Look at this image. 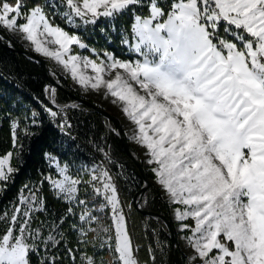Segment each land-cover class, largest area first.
<instances>
[{
    "label": "snow or ice",
    "instance_id": "6c2138e0",
    "mask_svg": "<svg viewBox=\"0 0 264 264\" xmlns=\"http://www.w3.org/2000/svg\"><path fill=\"white\" fill-rule=\"evenodd\" d=\"M46 6L63 9L75 28L131 15L121 43L136 59L107 52L101 58L79 35L54 24ZM46 6L0 0V30L21 34L82 88H104L121 103L158 185L183 206L175 219L190 233L184 238L192 264H264V0H57ZM45 110L54 119L60 115ZM18 126L14 121L13 147ZM59 127L71 124L62 119ZM12 157H0V183L14 172ZM56 168L59 178H47L52 188L80 209L73 229L85 244L94 233L108 254L85 255L82 264H139L110 172L97 166L84 180L67 165ZM42 204L32 192L0 213V264H59L54 250L63 242L64 221L33 227ZM105 210L108 226L96 214Z\"/></svg>",
    "mask_w": 264,
    "mask_h": 264
},
{
    "label": "trees",
    "instance_id": "16d2710c",
    "mask_svg": "<svg viewBox=\"0 0 264 264\" xmlns=\"http://www.w3.org/2000/svg\"><path fill=\"white\" fill-rule=\"evenodd\" d=\"M36 2L46 6L55 5L57 0ZM45 10L54 24L70 33H78L89 45V49H95L96 54L103 56L104 51H108L121 60L130 56L121 41L131 23V15L120 16L114 20L100 18L95 25L75 28L63 19V9L56 7L53 11V8L46 6ZM0 31L19 47H23L8 31ZM81 51L96 58L90 50ZM61 81L69 88L65 80L61 78ZM49 89L50 86L36 61L5 49L0 44V155L12 152L11 164L15 168L11 178L0 185V213L10 212L21 194L35 192L43 202L44 210L36 214L33 227L41 221H64L60 227L64 234L63 242L54 250L59 264H82L85 255L93 256L96 253H101L107 259L108 254L100 246L102 239L93 233L89 237L90 242L85 244L82 242L83 237L73 229V224H80L79 206L69 205L67 201L60 199L50 185L46 175L50 172L54 176L55 172L48 165L46 154H55L59 162L69 167L71 173L79 174L84 180L89 179L93 168L101 166L112 175L119 196L127 206L128 228L139 264H174L171 241L164 222L140 213L133 206V195L145 183L134 162L124 152L115 132V125L87 105H70L74 100L60 89L53 88L55 94L51 101ZM46 108H52L60 115L54 119ZM32 113H36V116L33 117ZM33 119L35 124L32 123ZM62 119L68 120L70 129L61 130L59 124ZM14 121L19 125L16 129L17 147H13L12 140ZM125 138L128 140L126 135ZM140 160L147 177L154 179L153 173ZM83 190L81 186V191ZM70 206L75 208V214H68L67 209ZM141 207L162 213L170 219L179 244L178 234L183 232L176 228L177 222L171 217V205L161 197L159 189L153 183L144 193ZM96 214L103 226L110 225L111 214L107 210ZM187 223L193 222L189 220ZM3 227L4 225H0V228ZM66 249H72V257ZM149 249H152L151 255ZM178 255L180 264H192L179 245ZM34 264H38V261H34Z\"/></svg>",
    "mask_w": 264,
    "mask_h": 264
},
{
    "label": "rangeland",
    "instance_id": "374dc122",
    "mask_svg": "<svg viewBox=\"0 0 264 264\" xmlns=\"http://www.w3.org/2000/svg\"><path fill=\"white\" fill-rule=\"evenodd\" d=\"M101 18H104V17H101ZM105 19H108V20H112L111 18H105ZM77 23L79 24V21H77ZM10 33V32H9ZM20 44H22L23 49L27 50V51H30V52H33L35 53L36 55H38L39 57H41L42 59L45 60V62L47 63L48 67H49V70L52 74V76L54 77L55 80H57L59 83L62 84V81H61V78L63 80H65V82L67 83V85L69 86L70 89L74 90L75 93H77L76 95L82 97V98H85L87 100H89L90 102H92L93 104L105 109L106 111H108L116 120L117 122L119 123L122 131H123V134H124V137L126 135V137L128 138V143L129 145L131 146L132 150H133V153L134 155L140 159H142V161L144 162V164L146 165V167L152 172V167L153 165H150L147 163V160H148V156L146 154V149L142 146H140L134 139V133H135V125L127 118V116L124 114V112L122 111V106H121V103L116 101L114 102V98L108 94L106 92V90L104 88H101L99 91H95V90H92L90 88L88 89H85V88H82L76 81H74L70 74L63 69V67L61 65H59L55 60L53 59H50L48 57H45L43 55H41L40 53H37L33 50V46L30 44V42L26 41L23 36L21 34H18V33H10ZM77 35H79L78 33H76ZM125 33L122 35V39L124 37ZM80 36V35H79ZM124 45V44H123ZM125 48H126V53L127 55H130L128 57H126L124 60H134L136 59V56L134 53L130 52L127 48L126 45H124ZM75 50H77L76 52H79L82 56H90L88 55L87 52L85 51H81L82 49H78L76 48ZM107 52V53H111V52H108V51H104V53ZM112 54V53H111ZM92 58V56H90ZM96 57V56H94ZM101 58H103V56H101ZM95 59V58H93ZM89 72V74H91V70L88 69L87 70ZM63 85V84H62ZM50 86V85H49ZM65 86V85H64ZM66 87V86H65ZM55 87H52L50 86V89H49V97L51 98V101L53 100V94L51 92V89H53ZM68 88V87H67ZM68 88V89H69ZM69 89V90H70ZM71 91V90H70ZM74 93V94H75ZM77 104L75 101L71 102L70 105H75ZM115 132H116V128H115ZM7 154V153H5ZM5 154L3 155H0V157H3ZM51 158H54V159H50ZM46 159H47V163L48 165L54 170L55 172V175L52 176L51 173L49 172L47 175H46V178H53V179H56V178H59L58 177V170L56 168V163L58 162L61 166H64L63 163L59 162L57 156L55 154H52V153H47L46 154ZM12 160V159H11ZM141 161V160H140ZM143 165V164H142ZM12 166V164H11ZM13 167V166H12ZM144 168V167H143ZM13 169H15L13 167ZM145 171V170H144ZM153 173V172H152ZM70 174H72L73 176H75L76 174H73L70 172ZM146 174V173H145ZM112 176V175H111ZM147 176V175H146ZM148 178V177H147ZM51 185V182L49 179H47ZM148 180L150 181V186L149 188L151 187V184L153 183L158 189H159V193L161 194V197L168 202V204L171 205V217L174 221H176V228L178 230H180V222L177 221L175 219V209L177 207H180L182 208L183 206H177V205H173L171 203V201L169 200L168 196L165 194V192L160 188V186L158 185L155 177L154 179L150 180L148 178ZM1 185V183H0ZM148 188V189H149ZM147 189V190H148ZM146 190V191H147ZM145 191V192H146ZM36 194V193H35ZM23 196H28L30 195V193L28 194H21ZM21 195L19 196V199L21 197ZM144 195V194H143ZM120 197V196H119ZM143 197V196H142ZM142 199V198H141ZM121 200V198H120ZM19 201V200H18ZM18 201L15 205L12 206V208L14 206H16L18 204ZM121 204L123 205V210H124V213H125V216H126V220H127V227H128V219H127V215H126V210H127V206L126 204H124L123 200H121ZM170 222L171 220L168 219ZM172 224V222H171ZM173 228V226H172ZM128 231H129V228H128ZM174 232V230H173ZM168 233V231H167ZM129 234H130V231H129ZM187 235H190V233H188ZM131 236V235H130ZM174 236H175V233H174ZM186 236V234L183 232V233H180L178 234V243L177 244V240H176V245H177V251H178V245L180 246V248L182 249V251L185 253V255L187 256L189 262L192 263V261L190 260V257L192 255V250L189 246V243L188 241L184 238ZM176 239V237H175ZM133 243V242H132ZM134 246V244H133ZM172 247V246H171ZM135 248V247H134ZM172 250V249H171ZM178 258H179V255H178ZM179 262H180V259H179ZM199 261H196V263H198Z\"/></svg>",
    "mask_w": 264,
    "mask_h": 264
},
{
    "label": "water",
    "instance_id": "95a60500",
    "mask_svg": "<svg viewBox=\"0 0 264 264\" xmlns=\"http://www.w3.org/2000/svg\"><path fill=\"white\" fill-rule=\"evenodd\" d=\"M0 44L5 49L12 50L14 52L23 54L27 58H29L33 61H36L40 65L42 72H43V75H44L45 79L47 80L48 85L55 87L57 89H60L65 94H67L69 97H71L76 103L87 105V106L93 108L96 112H98L100 115H102L103 117L110 120L115 125L116 134H117V136L121 142V145L123 147L124 152L134 162V164L136 165L137 169L139 170V172L142 176V179L145 183L144 186H142L133 195V198H132L133 206L140 213H142L146 216H149L151 218H154V219H161L164 222V224L167 228V231H168V236H169L170 241H171V246H172L171 249H172V256H173L174 264H180L179 258H178L176 239L174 236V232H173L171 222L168 220V218L164 214L159 213V212H154V211H148V210H145L144 208L141 207V198H142L143 194L145 193V191L149 188L150 181L148 180V178L145 174L142 162L139 160V158H137L134 155L133 150H132L131 146L129 145L128 141L126 140V138L124 137L123 131H122L119 123L117 122V120L105 109L93 104L92 102H90L89 100H87L85 98H82V97L74 94L67 87H65L64 85L59 83L57 80H55L44 59H42L41 57H39L38 55H36L33 52L27 51V50L19 47L9 36H7L5 33L1 32V31H0Z\"/></svg>",
    "mask_w": 264,
    "mask_h": 264
}]
</instances>
